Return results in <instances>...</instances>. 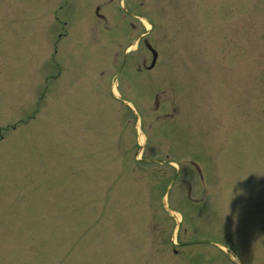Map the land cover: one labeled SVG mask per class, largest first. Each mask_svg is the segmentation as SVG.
Masks as SVG:
<instances>
[{"label": "rangeland", "instance_id": "obj_1", "mask_svg": "<svg viewBox=\"0 0 264 264\" xmlns=\"http://www.w3.org/2000/svg\"><path fill=\"white\" fill-rule=\"evenodd\" d=\"M0 264H264V0H0Z\"/></svg>", "mask_w": 264, "mask_h": 264}, {"label": "bare ground", "instance_id": "obj_2", "mask_svg": "<svg viewBox=\"0 0 264 264\" xmlns=\"http://www.w3.org/2000/svg\"><path fill=\"white\" fill-rule=\"evenodd\" d=\"M147 23V22H146ZM147 25H149L148 23H147Z\"/></svg>", "mask_w": 264, "mask_h": 264}]
</instances>
